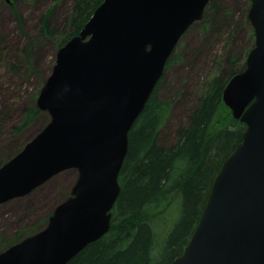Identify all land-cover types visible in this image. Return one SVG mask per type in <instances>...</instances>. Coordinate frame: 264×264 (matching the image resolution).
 I'll return each mask as SVG.
<instances>
[{"label": "water", "instance_id": "1", "mask_svg": "<svg viewBox=\"0 0 264 264\" xmlns=\"http://www.w3.org/2000/svg\"><path fill=\"white\" fill-rule=\"evenodd\" d=\"M8 2L10 0H7ZM210 0H103L57 52L37 107L47 125L0 166V205L68 169L78 177L46 226L0 264H67L111 228L130 130ZM255 44L223 91L242 141L219 169L184 253L169 264H264V0L248 14Z\"/></svg>", "mask_w": 264, "mask_h": 264}, {"label": "trees", "instance_id": "2", "mask_svg": "<svg viewBox=\"0 0 264 264\" xmlns=\"http://www.w3.org/2000/svg\"><path fill=\"white\" fill-rule=\"evenodd\" d=\"M102 1L74 0L72 14L65 23L69 30L58 49L79 33ZM209 5L212 12L206 17V28L219 35L229 21L222 17L224 7L221 3L210 0ZM54 16L55 10L51 9L42 17L39 28L42 37L53 39L57 36ZM199 48L200 53L202 47ZM234 62L235 59L228 69L212 78L198 97L196 106L189 111L187 121L177 126L171 142L160 132L171 107L170 103L157 97L162 76L130 130L129 149L119 175L121 191L112 210L109 232L67 264H169L184 253L213 181L226 158L242 141L246 129L223 101V91L229 80L246 67L243 63L242 68L236 70ZM9 68L20 77L25 70L32 69L16 62ZM44 83L33 104L23 109L22 122L15 127L17 133L42 116L43 111L37 107L36 100ZM8 90L6 98L10 101L14 93ZM11 108L7 104L0 107V131L12 118ZM15 154L0 157V166ZM175 202L176 208L169 210ZM36 231L30 229L17 234L8 246Z\"/></svg>", "mask_w": 264, "mask_h": 264}, {"label": "rangeland", "instance_id": "3", "mask_svg": "<svg viewBox=\"0 0 264 264\" xmlns=\"http://www.w3.org/2000/svg\"><path fill=\"white\" fill-rule=\"evenodd\" d=\"M213 1L224 7L222 17L229 21L228 26L219 35L206 28V17L212 12L208 5V14L192 24L180 39L158 88L157 97L171 104L160 129L161 136L168 142L173 141L177 126L187 121L189 111L196 106L212 78L228 69L233 59L234 67L240 70L255 44L254 29L248 17L252 0ZM73 4L74 0H0V107L7 104L11 108L10 103H13L12 118L0 131V157L20 151L50 119L47 112H42L41 120L39 117L21 133L15 131L22 122L23 109L33 104L41 84L52 71L58 45L69 30L65 23L72 14ZM51 9L55 10L57 36L48 39L39 34V28L42 17ZM199 47H202L200 53ZM13 62L32 69L25 70L21 77L16 76L9 68ZM7 89L14 93L10 101L6 98ZM77 177L76 169H68L27 196L1 204L0 252L17 234L45 227L55 207L70 196ZM176 202L169 210L176 208Z\"/></svg>", "mask_w": 264, "mask_h": 264}, {"label": "bare ground", "instance_id": "4", "mask_svg": "<svg viewBox=\"0 0 264 264\" xmlns=\"http://www.w3.org/2000/svg\"><path fill=\"white\" fill-rule=\"evenodd\" d=\"M209 5V4H208ZM35 130V129H34ZM33 132V131H32Z\"/></svg>", "mask_w": 264, "mask_h": 264}]
</instances>
